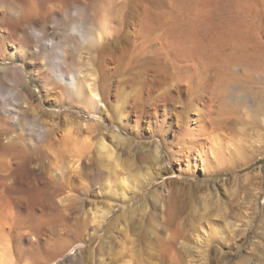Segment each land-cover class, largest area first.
<instances>
[{
	"label": "rangeland",
	"instance_id": "obj_1",
	"mask_svg": "<svg viewBox=\"0 0 264 264\" xmlns=\"http://www.w3.org/2000/svg\"><path fill=\"white\" fill-rule=\"evenodd\" d=\"M249 3L246 11L245 0H94L90 14L99 21L120 9L123 27L79 54L51 24L68 68L86 91L95 79L106 112L40 85L25 67L35 95L26 122L58 126L45 179L37 168L30 186L15 188L29 203L21 217L0 187V264H264V0ZM247 25L259 40L246 53ZM7 74L8 102L22 81ZM118 97L125 116L114 110ZM2 118L4 145L21 131L2 133Z\"/></svg>",
	"mask_w": 264,
	"mask_h": 264
},
{
	"label": "bare ground",
	"instance_id": "obj_2",
	"mask_svg": "<svg viewBox=\"0 0 264 264\" xmlns=\"http://www.w3.org/2000/svg\"><path fill=\"white\" fill-rule=\"evenodd\" d=\"M93 1L0 0V62H12L14 64L13 66L0 65V95H4L2 92L3 73L8 72L6 77L9 75L12 80L21 79L22 81V84H19L14 92H10L11 99L8 102L5 101L6 97L3 100L0 97V120L5 117L4 119L7 122L2 133L10 135L18 129L21 131V134L19 133L16 137L15 135L7 137L8 143L4 145L0 143V151L6 153V155L0 157V187H4L6 194L15 202L16 212L19 217L28 208L29 203L25 197H15V188H20L22 185L24 187L30 186L31 180L28 174L37 172V168H39L40 177L45 179L44 169L50 168V165L45 162V159H49L46 143L52 137L54 126H58L56 122L51 127L44 122L36 125L35 120L32 121L33 123L31 121L26 122L25 119L30 120L28 115L31 109L29 108L28 111L23 109V106L32 100L35 95L28 85L29 73L25 67L28 65L33 66L29 70L31 71L30 74L36 76L35 81L40 85H55L68 99L69 97L70 99H75L76 103L77 100H80V102L85 100L88 103V105L87 103L84 104L85 106L87 105V107L89 106V108L91 107L98 112H106L103 93L97 87L95 79L89 81L90 87L86 91L78 76L79 73L68 68L67 60L69 59V54L62 46L63 44L55 39V36H52L53 38L49 37V30L53 23V26H59L64 32L67 47H71L75 53L79 54L83 51L85 45H88L89 48L90 45H100L101 41L108 36L110 37L114 33L120 32L125 19L122 18L120 9L112 8V10L106 11L104 15L101 14V19L98 21L96 15L88 12ZM262 6L264 7V3ZM245 9L246 11L250 9L249 0H245ZM254 9L253 19L255 21V30L258 31L263 10H257L256 6ZM92 19L98 24H92L95 27L87 29L85 24L92 21ZM116 24L119 28L121 27L120 30L115 28ZM56 26L54 27L56 28ZM257 40L259 39L254 34L252 35L247 25L242 36L244 51L247 53L250 42L254 41L257 44ZM34 43H38L39 46H34ZM8 46L15 48L10 50ZM122 93L125 92L122 91ZM122 100V98L118 97L114 110H120L125 116ZM197 114L200 115L199 112ZM35 116L39 118L37 115ZM73 124L75 122L67 124L68 134L66 133V135L73 138L71 141L74 140V137H72L74 132ZM113 138L120 139L117 134ZM43 142L44 144H40ZM99 146L101 149L107 150L106 152L110 153V155L114 154L113 148L111 149L112 146L108 145L105 138H101ZM57 169L61 170L60 168ZM158 177H162V175L159 174ZM153 179L154 177L148 172L143 181L147 183ZM121 185L123 195L126 197L130 188L128 186L129 179L127 177L123 178Z\"/></svg>",
	"mask_w": 264,
	"mask_h": 264
}]
</instances>
